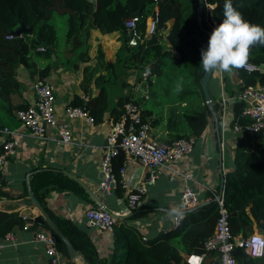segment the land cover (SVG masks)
I'll return each mask as SVG.
<instances>
[{
  "label": "crops",
  "instance_id": "crops-1",
  "mask_svg": "<svg viewBox=\"0 0 264 264\" xmlns=\"http://www.w3.org/2000/svg\"><path fill=\"white\" fill-rule=\"evenodd\" d=\"M54 16L50 20L53 26ZM62 23L65 33L60 38L57 36L55 49L48 52L36 47L28 55L33 63L32 68L20 64L15 67L9 82L2 83L3 80L0 79V153L8 138L1 133L3 128L14 132L15 142L14 155L0 164V212L15 217L11 219L12 229L7 233L12 239L6 240L7 234L0 237V264H44L46 261L44 245L35 241L34 236L39 231L49 232L32 220H22V216L39 215L31 205L28 189H31L32 177L42 170L61 173L84 189L88 198L86 201L69 192L50 190L42 206L52 219L55 217L70 221L80 233L88 237L98 261L110 264L114 251V229L113 233H109L89 226L85 219L87 209H105L108 213L121 217L116 220L115 225L134 229L146 242L172 230L174 218L183 213L181 195L186 186L198 195L199 204L208 202L222 191V181L234 167L235 144L242 134L235 133L230 123L239 80L235 72L229 74L217 70L208 83V91L214 103L225 105L227 125L221 126L220 114L216 119L213 117L196 138L192 151L179 161L162 168L157 180L147 185L146 193L135 210L141 216L134 217V211L128 210V190L117 191V188L112 187L110 193L102 192L99 187L103 180L101 159L111 124L119 119L115 116L123 109L116 108L118 99L129 96L130 101L139 105L150 134L164 143L174 142L177 135L184 134L181 116L185 104L172 105L163 103L164 99L158 98L151 99L148 103L151 93L149 86L154 82L152 77L138 82L133 77L130 87L124 88L121 82L117 88L112 54H117L121 48L119 36L100 35L92 31L84 44L71 51L66 46V19ZM98 48L103 54L102 60L98 57ZM38 80L45 82L53 90L55 117L58 122L66 121L64 110L67 106L77 104L76 106L83 107L104 88L106 108L101 119L93 125L80 120L70 121L72 141L69 145L60 143L53 128L46 131L44 139L33 138L18 121L16 111L35 103L33 85ZM144 110H148V113H144ZM149 110H152L151 113ZM147 173L136 160H130L124 171L129 188L134 189L138 183L143 182ZM252 209L253 204L245 209L249 217ZM255 234L264 237V232L258 230L253 222L251 232L246 237L242 234L234 237L241 239ZM182 256L186 258L184 254ZM237 259V264H243L244 260H251L249 264L258 261L264 264V257L252 259L244 254ZM63 264L86 263L79 254L74 263L64 257ZM202 264H218L217 254L210 253L202 260Z\"/></svg>",
  "mask_w": 264,
  "mask_h": 264
},
{
  "label": "trees",
  "instance_id": "trees-1",
  "mask_svg": "<svg viewBox=\"0 0 264 264\" xmlns=\"http://www.w3.org/2000/svg\"><path fill=\"white\" fill-rule=\"evenodd\" d=\"M224 2L225 0H201V20L205 30L212 32V21L215 27L222 22ZM232 5L246 21L264 27V0H232ZM207 6L213 8L207 11ZM198 8L199 0H0L1 82H9L15 67L20 64L28 68L33 67L28 55L36 47L46 43L47 46L43 48L48 52L57 47L56 29L50 20L54 15H59L66 19V46L71 51L84 44L92 31L100 35L117 34L127 52L123 62L128 69L138 72L139 81L142 80V73L148 71L150 78H155V81L150 83V89L155 83L161 84L163 90L168 86L176 88L174 99L164 100L163 103L185 104L181 116L184 134L177 135V140L188 136L197 138L213 118L212 112L204 102L198 75L204 70L200 64V52L201 49H206L210 37L199 26ZM156 10L158 34L136 48L128 47L124 20L132 16L139 17L138 28L144 33L147 19L153 16ZM20 24H24L30 31L20 38L7 39ZM98 57L101 60L103 58L100 48ZM248 62L258 66L260 70L254 73H247L241 68L233 70L239 80V92L248 86L264 87V46H253ZM157 96L151 92L148 101L155 100ZM130 100L129 96L119 98L116 108L122 109ZM82 106L95 122L100 120L106 108L104 88L100 89L97 97ZM242 108V103H233L231 126L235 122L241 125L247 122L240 118ZM220 111L222 103L213 102L214 114L217 116ZM144 113H148V110H144ZM121 114L122 111L117 112L115 118H119ZM123 162L122 154L112 159V172L118 180ZM30 186L41 205H44V199L50 190L69 192L82 200H88L86 192L78 183L53 171L42 170L36 173L30 181ZM116 190L120 191L121 188L117 187ZM213 199L214 197L210 198L206 206L184 214V219L177 229L146 242L134 229L115 225L114 251L110 264H185L187 256L201 254L204 241L212 235L219 217V207ZM252 204L253 209L249 217L245 209ZM223 205L229 215L228 224L233 236L242 234L246 237L251 232L253 222L258 230L264 232V134L252 135L245 132L237 139L234 167L224 178ZM243 208L244 210L239 212ZM141 215L134 211V217ZM13 218L14 215L0 212V237H4L12 229L13 223L10 221ZM53 221L86 264H105L98 261L88 237L80 233L70 221L55 217ZM44 228L50 233L47 225ZM57 247L68 259L65 246L57 244ZM243 262L249 264L251 260ZM253 264L262 263L258 261Z\"/></svg>",
  "mask_w": 264,
  "mask_h": 264
},
{
  "label": "built area",
  "instance_id": "built-area-1",
  "mask_svg": "<svg viewBox=\"0 0 264 264\" xmlns=\"http://www.w3.org/2000/svg\"><path fill=\"white\" fill-rule=\"evenodd\" d=\"M212 8V6H207V11ZM139 24L140 19L136 16L124 20L126 42L130 48H136L140 44L147 43L158 34L157 10L153 16L147 19L144 33L139 30ZM211 28H215L213 21ZM20 37L22 35L18 38ZM15 38L13 34L7 36L9 40ZM39 50L44 51V48L40 47ZM241 69L247 73H254L260 70L258 66L250 62H247V65ZM33 90L36 94L35 103L25 109L16 111L18 121L30 132L33 138L44 139L46 131L49 128H53L60 143L69 145L72 141L70 121L80 120L89 125L94 124L93 117L84 106H67L64 110L66 121L58 122L55 117L52 88L45 82L38 80L34 83ZM233 100L234 103L243 104L240 118L247 121L244 125L235 122L232 125L233 131L237 134L245 132L254 135L264 134V87L248 86L242 91H238ZM225 111L226 108L223 104L220 113L222 127L227 125ZM1 133L8 137L7 141L2 145V152L0 153V164H3L8 157L14 155L15 142L14 132L3 128ZM195 142L196 138L194 137L181 138L171 143L158 141L152 137L149 126L143 121L142 108L133 101L126 102L121 116L111 124L109 130L107 145L101 159L100 167L103 180L99 185L100 190L104 193H110L112 187L128 190L126 197L127 208L132 212L135 211L140 205L142 196L146 193L147 185L153 184L157 180L164 166L179 161L188 155L192 151ZM121 154L124 156V162L119 169L118 180L112 172V159ZM132 159L136 160L148 172L143 182L138 183L134 189L129 188L124 177L125 166ZM213 200L219 207V217L213 233L204 241L203 252L199 255L188 256L185 264H202V260L210 253L217 254L218 264H237V258L233 255L235 250H241L252 259L263 258L264 250L258 247L260 242L256 238L264 237L259 234L241 239L234 237L228 224L229 215L223 205V190L218 195H215ZM181 203L183 212L192 209L199 204L198 195L192 188L186 186L181 195ZM85 219L89 226L109 233H113L116 224L115 218L103 209H87ZM183 219L184 213L178 214L174 218L172 230L177 229ZM22 220L27 221L25 217H22ZM24 228L26 229L27 226ZM5 239L11 240L12 237L7 234ZM34 240L44 245L46 255L44 264H63L64 256L49 233L39 231L35 234ZM258 251L261 254H257Z\"/></svg>",
  "mask_w": 264,
  "mask_h": 264
},
{
  "label": "clouds",
  "instance_id": "clouds-1",
  "mask_svg": "<svg viewBox=\"0 0 264 264\" xmlns=\"http://www.w3.org/2000/svg\"><path fill=\"white\" fill-rule=\"evenodd\" d=\"M222 15L223 20L212 30L206 49H201L200 64L205 71L231 74L247 65L253 46H264V27L246 21L233 7L232 0H225ZM256 240L264 250V238Z\"/></svg>",
  "mask_w": 264,
  "mask_h": 264
},
{
  "label": "water",
  "instance_id": "water-1",
  "mask_svg": "<svg viewBox=\"0 0 264 264\" xmlns=\"http://www.w3.org/2000/svg\"><path fill=\"white\" fill-rule=\"evenodd\" d=\"M93 3H94V7H96L95 1H93ZM201 9H202L201 0H199L198 23H199L200 28L202 30H204L210 36L211 32L205 30L203 28V26H202ZM29 31H30V29H26L24 24H20V27L13 33V35L16 38H18L20 35L26 34ZM42 46H47V44L44 43V44H42ZM154 68H156V64L154 65ZM213 74H214V72H212V71L202 70V71L199 72L198 75H199V78H200V88H201V91H202V94H203L204 102L208 106L209 110L212 112V116L215 118L216 115L213 112V102L214 101L211 99L209 91H208V83H209V81H210V79H211ZM252 135H254V134H252ZM223 183L224 182L222 181V190H223ZM28 196H29V200L31 202L32 207L38 211L39 215H37L36 217H34L32 215L30 217H26V216H22V217H25L27 221L28 220H32V222H34V223H36L38 225H41V226L47 225L49 230H50V235L52 236V238L54 239L56 244H63L65 246V249L67 251L68 258H69L70 262H72V263L76 262L77 259L79 258V254L74 249V247L71 244V242L59 231L57 225L55 224L53 219L48 215V213L46 212L45 208L40 204V202L34 196V194L32 193L31 189H28ZM207 204H209V202L200 203L197 206H195L194 208L186 210L183 213L186 214L188 212H191L192 210H195L197 208L206 206ZM103 210L106 211L105 209H103ZM243 210H244V208L241 209L239 212H241ZM106 212H108V211H106ZM112 216L115 218V220L121 219V217H118V216H115V215H112ZM233 255L236 258H238L240 256H243L244 253L242 251H240V250H235Z\"/></svg>",
  "mask_w": 264,
  "mask_h": 264
},
{
  "label": "rangeland",
  "instance_id": "rangeland-1",
  "mask_svg": "<svg viewBox=\"0 0 264 264\" xmlns=\"http://www.w3.org/2000/svg\"><path fill=\"white\" fill-rule=\"evenodd\" d=\"M64 19L65 18L60 19L57 16H54V21H55L54 26L56 28L58 38H60V36H62L65 33V30L63 28V23H62ZM118 41L121 42L119 44H121V48H122L124 45L120 37H118ZM121 48L117 54H115V52L114 54H112V61L114 62V67H115V74H114L115 80L114 81H115V85L117 86V88L120 87L121 82L123 83L124 88H128L130 87V82L132 81L133 77H135L136 82L139 81V74L133 69H128L125 63H123V58L127 55V52L123 48L122 49ZM116 73L118 74L117 76H116ZM110 77L114 79L112 75H110ZM141 77L142 79L145 80L146 78H150V74L148 71H146L142 73ZM152 80L155 81V78H152ZM160 85L161 84L159 83L158 84L155 83V85L151 88L150 92L152 93L154 92L155 95H158L157 96L158 99L172 101L175 97L176 88L173 86H168L166 87L165 90H163L162 86ZM176 96H177V92H176Z\"/></svg>",
  "mask_w": 264,
  "mask_h": 264
}]
</instances>
